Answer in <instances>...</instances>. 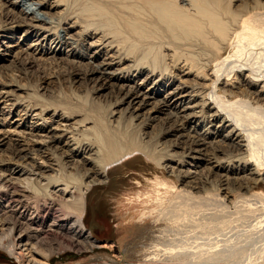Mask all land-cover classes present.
I'll return each mask as SVG.
<instances>
[{"label":"bare ground","instance_id":"obj_1","mask_svg":"<svg viewBox=\"0 0 264 264\" xmlns=\"http://www.w3.org/2000/svg\"><path fill=\"white\" fill-rule=\"evenodd\" d=\"M54 1L35 0L57 15L45 19L14 11L15 0L0 1V17H6L0 23V61L9 62L0 63V78L10 66L25 72L39 60L57 63L62 74L72 76L94 98L104 96L100 117L110 133L103 130L101 143L94 131L97 123L82 118L64 130L71 134L66 137L56 132L59 122L52 126L47 120L69 121L67 113L54 109L45 117L47 106L24 104L15 94L24 92L23 84L13 77L0 81V104L10 100L8 107L20 105L19 111L28 117L37 109L36 121L28 125L11 122L0 106V152L8 157L0 159V203L11 208L0 215V249L19 264H42L61 244L77 249L99 246L79 224L86 197L78 199L72 192L86 196L89 186L105 183L110 166L135 151L145 153L159 168L164 160L200 168L178 172L194 183L204 169L225 184L236 180L244 189L254 181L264 182V170L259 169L264 168L263 0L249 7L243 0L235 6L239 0H85L77 10L74 0ZM21 26L17 38L14 33ZM63 31L66 38L61 37ZM25 37L33 39L23 48ZM236 88L244 99L235 98ZM241 102L246 109L239 107ZM156 121L160 127L155 135L166 138L164 150L156 145L155 135L148 137L145 131ZM13 124L14 135L6 129ZM19 127L23 130L16 131ZM60 148L76 162H64L66 153L55 152ZM41 158L50 162L44 165L37 161ZM89 160L94 165L86 169ZM74 173L84 179L73 182ZM182 197L193 195L185 192ZM259 202L264 206V197ZM51 211L53 220L44 226L43 218Z\"/></svg>","mask_w":264,"mask_h":264},{"label":"rangeland","instance_id":"obj_2","mask_svg":"<svg viewBox=\"0 0 264 264\" xmlns=\"http://www.w3.org/2000/svg\"><path fill=\"white\" fill-rule=\"evenodd\" d=\"M15 1L14 11L35 13L44 19L57 18V15L52 13L54 9H49L50 7L41 8L35 0ZM51 1L54 0H48V2ZM67 1L70 2L71 0ZM74 1L77 2L73 6L75 10L78 9L77 6L80 3H85V0ZM241 1L231 2L230 6L232 7V3L234 6L238 3L241 4ZM243 1L249 7L257 0H252L253 2L251 0ZM262 10L261 14L264 16ZM1 17L0 23L6 19V17H3L4 19ZM22 27L14 33L15 37H21ZM63 36L66 38L68 35L63 31L61 37ZM20 39L22 41L23 38ZM32 39L25 37L27 41H23L21 47H26ZM1 40L3 38H0ZM13 40L15 39L13 38ZM48 46L46 45L45 48ZM66 48L62 49L63 55ZM76 51L82 53L84 49L76 48ZM87 53L90 54L89 51ZM58 56L62 55L59 54ZM100 60L101 57L95 61ZM47 61L49 62L39 60L37 63L26 66L25 72L20 71L21 73L14 71L13 66H10L12 68L6 67L4 69L8 68L5 70L7 74L4 78H0V81L7 77H13L21 85L23 84L24 92L17 90L15 94L20 96L24 104H34L36 107L42 104L47 106L45 111L48 110L44 112L47 114L45 117L52 114L54 109L67 113L72 118L69 121L63 122L59 118L53 119V122L50 119L47 120L48 123H52V126H56L59 122L56 132L65 134L66 137L71 138V134L64 130L68 127H74V121L82 118L94 120L97 123L94 131L98 133V139L102 143L105 138L103 130L110 133L100 117L101 114H104L102 109L103 101H105L104 96L98 99L94 98V94L91 95L90 90L87 91L81 84L74 83L76 79L72 80V76L62 74L64 72H62L60 65L56 63V66L54 62ZM0 63L7 65L9 62L0 61ZM241 89H235L237 91L235 98H245L241 94ZM85 91L90 95H87ZM8 103L10 100L7 101V104L2 103L0 106L11 122L19 121L29 125L36 121L37 118H35L34 113L37 112V109L33 115L28 117L24 111H19L22 109L20 105L8 107L10 105ZM244 105L246 103L241 102L239 107L243 110ZM0 118H2L1 115ZM41 122L42 120H37V123L41 124ZM90 125L87 124V127ZM152 125L154 127H144V129L146 128L145 131L148 132V137L154 136L160 127L157 121L153 122ZM190 126L191 124H188V128ZM200 127L202 128V126ZM0 128L3 129L4 127ZM6 129L14 135V124L12 127H6ZM18 129L23 130V127L17 128L16 131ZM100 129L101 131H99ZM152 138L157 142L156 145L161 144L159 147L161 146L162 150L167 146L162 143L166 139L165 137L162 138L156 134ZM174 150L180 151L179 148H174ZM62 151L66 153V156L62 158L64 162L67 161V164L76 162L68 157L69 153L66 148L55 149L57 154H62ZM0 153V159H8L7 154ZM81 154L89 157V153ZM37 161L44 165L50 162L46 158L37 159ZM90 165L92 166L94 163L89 160V164L83 166L88 169ZM70 166L73 167L74 165ZM162 167H157L145 153L135 151L130 156L110 166L108 173L104 175L105 178L103 176L105 183L89 186L86 196L79 190H73L72 195L74 197L78 199L86 197V207L83 206L79 224L84 231L89 232L93 241H96L95 243L99 246H94L92 249H77L61 244L56 252L42 264H264V206L259 202L260 197H264L263 181L257 180L254 183H249V188L244 189L240 188L241 186L236 180H232L230 185L225 184L218 175L204 169L198 173L199 175L196 174L199 181L196 179V183H194L188 178L183 179L178 172L187 169L194 172L200 168L196 169L188 164L179 166L178 163L169 160H164ZM259 169L261 172L264 170V168ZM71 173H73L72 169ZM202 175H206L207 180H204ZM80 179L81 174L79 173L77 175L74 173L71 176L73 182L80 181ZM158 182L164 184L159 185ZM185 192H190L193 197L186 200L182 197ZM193 198L194 200H192ZM198 199L200 200L197 201ZM1 204L3 206H0V215L11 209L8 206L4 207L5 202ZM3 208H6V211H3ZM58 209L61 214L65 212V210ZM52 213L54 211L50 212V216L43 218L44 226L53 220ZM170 214H173L174 217L168 216ZM256 223L257 225L260 223L259 227ZM102 243L106 246H100ZM0 264L19 263L5 249H0Z\"/></svg>","mask_w":264,"mask_h":264}]
</instances>
